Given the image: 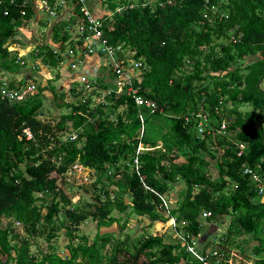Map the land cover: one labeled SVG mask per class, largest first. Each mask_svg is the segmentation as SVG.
I'll use <instances>...</instances> for the list:
<instances>
[{
	"label": "trees",
	"instance_id": "16d2710c",
	"mask_svg": "<svg viewBox=\"0 0 264 264\" xmlns=\"http://www.w3.org/2000/svg\"><path fill=\"white\" fill-rule=\"evenodd\" d=\"M102 1V37L123 54L132 52L128 59L140 63L138 94L155 109L136 107L124 94L94 103L76 83L66 93L47 84L36 85L37 93L22 102L0 99V264H198L173 232L172 242L163 239L158 228L170 218L189 241L204 225L227 218L219 247L242 253L250 241L252 254H263L264 200L241 166L264 184V0H213L214 12L205 0ZM0 3V77L18 86L15 76L38 67V60L55 70L61 58L50 44L63 49L71 18L49 27L50 44L18 58L7 47L19 44L18 30L33 12L22 0ZM23 79L34 83L30 76ZM45 90L55 107L67 109L54 122L40 119L47 116ZM67 93L73 100L65 101ZM196 112L207 116L210 134H196ZM138 115L144 125L140 140ZM222 123L225 136L214 132ZM139 141L158 148L136 154ZM234 143L243 145L239 155ZM75 164L86 174L76 189L88 199L68 196L60 186L72 187ZM178 185V199L165 214L159 197ZM126 211L146 217L144 228L151 232L134 242L126 234L111 238L110 231L96 233L90 243L77 235L87 220L96 229L119 224L121 231ZM202 212L210 215L201 218ZM60 230L67 239L62 257L50 244ZM38 239L47 252L38 251L36 258L29 247ZM199 245L204 252L212 243ZM253 264H264V257Z\"/></svg>",
	"mask_w": 264,
	"mask_h": 264
},
{
	"label": "built area",
	"instance_id": "2783aa9c",
	"mask_svg": "<svg viewBox=\"0 0 264 264\" xmlns=\"http://www.w3.org/2000/svg\"><path fill=\"white\" fill-rule=\"evenodd\" d=\"M13 0H9V3H12ZM213 0H205V8H208L210 12H214L215 8L212 4ZM70 3L71 8L77 6V10L74 11L71 9L69 15L73 16L77 21L74 22V29L76 36H72L68 42H71L72 48L67 43L64 44L62 50L59 49L58 44H54L50 49L55 52V55L61 58L59 61L56 70L59 72L62 69H68L74 71L81 63L84 58H89L91 56L96 57L97 60H103V63L100 64L104 68V72L101 76L97 77H87L85 75H79L74 80L77 87L82 90V95L90 94V98L94 103L106 104L105 98L113 96L117 98L121 94L129 96L136 107H145L149 108L152 111L155 109L151 102L138 94L139 84L141 82V77L139 74L140 63L128 59V56L132 54L121 52V49L117 46L114 47L110 45L101 34V16H97L92 13L89 6L87 5V0H22L23 6H30L33 14L39 15L42 14L45 16V24L50 27V20L57 18L63 9H67V4ZM1 4V3H0ZM6 11H3L2 14L5 15ZM22 14V13H21ZM8 51H15L12 46L7 47ZM118 53H122L118 55ZM25 54L16 53L18 58L23 57ZM20 64L22 61L20 60ZM97 78L102 79V83L107 85L105 88L99 86ZM16 82H20L18 86L12 83V87L8 86V82L5 76L0 77V99L7 100L8 102H22L27 98L33 97L37 93V86L32 83L29 79H23V77L15 78ZM191 118L196 121L194 130L197 135L210 134L211 131L207 128V116L200 112H196L191 115ZM138 120L141 123L137 131V139L143 136L144 125L141 115H138ZM190 118L185 117L184 121H189ZM213 130V129H212ZM216 134L226 135L225 125L222 123L218 128L214 129ZM22 133L25 136V139L28 140L31 138V134L27 129H23ZM74 136H71L73 139ZM237 155H239L243 149V145L239 143H234ZM158 148H148L143 145L140 141L137 143L136 154L142 151H148ZM133 170L136 171L138 168L137 159L134 158L133 161ZM72 171L76 176V179H79L80 176L85 174L82 168L79 165H73ZM241 172L243 175H247L250 178L252 184L256 188V194L258 197L263 198L264 200V184L261 178L257 173L251 170L248 167L241 166ZM86 176V174H85ZM85 178V177H82ZM85 180V179H83ZM159 197V196H158ZM161 200L162 206L164 208L165 214L168 212V204L164 201L163 198L159 197ZM210 214L209 212H202L201 218H206ZM226 220V221H225ZM220 224L223 225L222 231L220 230L219 235L216 236L217 239H213L211 246H206L204 252L198 250L199 240L201 234L197 233L194 240H188L187 236L182 235L181 232H177L174 229V220H168V226L172 228L173 234L176 239H178L181 245L184 246V252L192 256L198 264H234L233 259L235 257L233 251H230L228 254L219 247L222 244L221 234L224 232L227 225V218ZM227 257V258H226Z\"/></svg>",
	"mask_w": 264,
	"mask_h": 264
},
{
	"label": "rangeland",
	"instance_id": "374dc122",
	"mask_svg": "<svg viewBox=\"0 0 264 264\" xmlns=\"http://www.w3.org/2000/svg\"><path fill=\"white\" fill-rule=\"evenodd\" d=\"M103 1L102 0H87V5L89 6L90 10L92 11L93 14L97 15V16H101L104 12L105 9L103 7ZM70 4V3H68ZM68 18H73L71 19L72 22H76L77 20L71 16V15H67ZM38 20L36 21L35 18L32 16L31 19H29L27 22L24 23V26L21 27V29L18 30V35L16 36V40H18V43H14V50H16L17 53L19 54H24V52H26L27 50H30L32 48H36L37 46H39V44L42 43H47L50 44L49 41V37H50V31H49V27L47 28L46 26L44 27L43 24V19L45 20V16L42 14L38 15ZM63 20H65L63 18ZM56 21V18H53L50 20L51 24L53 22ZM35 22V23H34ZM56 24V23H55ZM69 34L76 36V32H74L73 27L71 26L70 28L67 29ZM52 46V44L50 45V47ZM25 59H29L28 56L25 57ZM250 60V59H249ZM248 62V61H247ZM35 63L39 64V67L41 66L42 68L46 69L48 71V73H46V76H48V78L55 76V70H51V68H47L46 66H44L43 64H41V62L38 60ZM99 63L102 64L103 60H99ZM29 65V62L28 64ZM43 65V66H42ZM29 67V66H28ZM104 70V68H102ZM25 70H27L28 73V68H25ZM62 70V68H61ZM36 74H32L31 79H33L34 84L35 85H39V79L37 78V76L40 77V74L38 73V69L34 70ZM46 71V72H47ZM57 72V70H56ZM89 78H91V76H87ZM51 80V85L50 83H48V85L53 86V88L58 91L61 90V85H56L55 84V80L49 79ZM56 85V86H54ZM260 87L262 89H264V84H261ZM60 88V89H58ZM58 92H62V91H58ZM90 97V94H87ZM42 96L44 97L43 100V105L45 106V110H46V114L47 116L42 115V113L40 114V119L42 118L43 120H47L48 117V121H56L58 119V116H60L63 113L67 112V109H65L64 107L58 108L55 107L54 104L52 102H50L51 100V95L50 93H46V94H42ZM73 100V96L68 94L65 97V101H71ZM50 102V103H48ZM42 105V107H44ZM42 109V108H41ZM210 174L212 178L216 177V173L215 171L211 168L210 170ZM75 176V175H74ZM80 177H85V174H83ZM84 178H79L76 179L75 176V182L73 183L72 187L69 189V186L66 185H60L66 194H68V196H71L72 194H76L78 195L81 199H88L89 195L84 194L82 191H79L76 189V187L80 184H82L83 182H85V180H83ZM65 181V180H64ZM88 181V180H87ZM86 181V182H87ZM60 184V182H59ZM181 186V185H180ZM180 186H176V188L173 187V189L171 191H169L165 196L164 199L165 200H170L167 204L169 207H172L175 205V201H177L178 196L177 193L180 190ZM182 187V186H181ZM127 213H129L128 211H126L125 215L120 216V225L122 224V230L120 231L121 228H119V224L117 225H112L109 228H100V229H96L94 222L92 221H86L85 223H83L82 225L79 226L78 231H77V235H83L86 237V241L87 243H90L91 240L93 239L94 235L96 233L102 234V233H106V232H111L112 236L111 238L114 239H118V240H122L123 236L126 234L130 237V240L132 242H134L136 240V238H139L140 236H143L144 234H146V232L150 233L151 230L150 228H144L143 226H147L148 224V220L146 217H144V219L142 217H139L141 219H138L137 216H135L134 214H130L127 215ZM115 216L117 215L115 212L113 213ZM124 218H126V220H123ZM124 221V222H123ZM168 225V223H167ZM213 226V229H210L209 225H204V227H202V232L203 234H205V232L208 230V233H212L210 235H208V241H210L211 243H213V239H217L216 235H219L220 230L222 231L223 225L220 226L219 223H215ZM155 227V225H154ZM14 228L16 231L19 232L20 235H23V233L21 232V228L18 224L14 225ZM164 228V227H163ZM214 229H218L217 231ZM219 231V232H218ZM172 228H167L164 232H162L163 234V239L167 242H172ZM64 231L60 230L58 232V235L56 237V239L52 240L50 242V244L54 245L55 250L54 253L58 254L60 257L63 256V254H65V245L67 243V239L64 237ZM244 239H248V236L244 237ZM76 242V241H75ZM248 245L245 246L244 251L242 253L237 252V251H233L235 257L233 258V263L234 264H253V260H256L258 258H263L264 257V253L261 255H253L252 251H251V243L250 241H248ZM108 246H105V250L106 252H108ZM38 251H42L43 253L47 252V247L46 244L42 241V239H38V241L36 242L35 245H31L29 247V252L32 254L36 255V258H39L38 255ZM193 263V262H192Z\"/></svg>",
	"mask_w": 264,
	"mask_h": 264
},
{
	"label": "crops",
	"instance_id": "0c3cea01",
	"mask_svg": "<svg viewBox=\"0 0 264 264\" xmlns=\"http://www.w3.org/2000/svg\"><path fill=\"white\" fill-rule=\"evenodd\" d=\"M71 5L70 4H67V9H63L62 11H61V13L59 14V16H57V18H56V21H58V20H63V18L65 19V21H67V20H70V18H68L67 17V15L69 16V12L71 11ZM96 14V13H95ZM33 17L35 18V20L37 21L39 18H38V16L37 15H35V14H33ZM71 19H73V18H71ZM56 21L55 22H53V24L54 23H56ZM70 22V21H69ZM35 23V22H34ZM46 22H45V20L43 19V24H44V27L46 26L47 28H48V26L45 24ZM73 25H74V22L69 26V28L72 26L73 27ZM21 29V28H20ZM73 30H74V32H75V29H74V27H73ZM49 31H50V29H49ZM73 35H71L70 34V38L72 37ZM70 40V39H69ZM51 45V44H50ZM52 46H54V44H52ZM15 49V48H14ZM33 49V48H32ZM32 49H30V50H32ZM30 50H27L26 52H24V54H26V53H28ZM38 65V67H35L34 69H32V70H29L28 71V73H26V72H24V73H22L21 75H17V76H15L16 78H19V77H27L28 78V76H32V74H36L35 73V69H38L39 71H38V73L40 74V77L39 76H37V78L39 79V82H40V84H39V86L40 87H44V86H47V84L48 83H50L51 82V80H49V79H54L55 80V84L56 85H61V90H58V91H62V92H64V93H66L67 92V90H68V88L74 83V80L77 78V76H79V75H85V76H91V77H97V76H101L102 74H103V72H104V70L101 68V66H100V64H99V61L97 60V58L96 57H93V56H91V57H89V58H84L82 61H81V63H80V65L74 70V71H70V70H68V69H62L60 72H59V74H58V72H56V70H55V76H53V77H50V78H48V76H46V73H48V71L46 70V69H44V68H42L41 66L39 67V64H37ZM43 66V65H42ZM47 71V72H46ZM58 83V84H57ZM51 84V83H50ZM51 85H53V84H51ZM56 85H54V86H56ZM58 85V86H59ZM53 87V86H52ZM60 88H58V89H60ZM48 91L47 90H45V91H43V94H46ZM49 93V92H48ZM66 97V96H65ZM44 106V105H43ZM174 188H176V187H174ZM171 202V201H170ZM138 219H141V218H139V217H137ZM144 219V218H143ZM112 225H116V224H112ZM111 225V226H112ZM207 225H209L210 227V229H213V224H207ZM206 225V226H207ZM110 226V227H111ZM166 226H168L167 225V222L165 223V225H163V229H160V228H158L159 229V232H164L168 227H166ZM143 227H145V226H143ZM214 230H216V229H214ZM218 230V229H217ZM216 230V231H217ZM210 234H212V233H208V230L205 232V234H203V232H201V238H200V240H199V244H205L207 241H208V235H210ZM216 236H218V235H216Z\"/></svg>",
	"mask_w": 264,
	"mask_h": 264
},
{
	"label": "bare ground",
	"instance_id": "6f19581e",
	"mask_svg": "<svg viewBox=\"0 0 264 264\" xmlns=\"http://www.w3.org/2000/svg\"><path fill=\"white\" fill-rule=\"evenodd\" d=\"M102 68V67H101ZM87 95V94H86Z\"/></svg>",
	"mask_w": 264,
	"mask_h": 264
}]
</instances>
